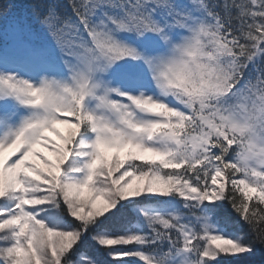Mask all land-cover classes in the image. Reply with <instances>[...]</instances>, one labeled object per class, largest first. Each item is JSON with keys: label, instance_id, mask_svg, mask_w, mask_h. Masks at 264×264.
Wrapping results in <instances>:
<instances>
[{"label": "snow or ice", "instance_id": "obj_1", "mask_svg": "<svg viewBox=\"0 0 264 264\" xmlns=\"http://www.w3.org/2000/svg\"><path fill=\"white\" fill-rule=\"evenodd\" d=\"M257 249L264 0H0V264Z\"/></svg>", "mask_w": 264, "mask_h": 264}, {"label": "trees", "instance_id": "obj_2", "mask_svg": "<svg viewBox=\"0 0 264 264\" xmlns=\"http://www.w3.org/2000/svg\"><path fill=\"white\" fill-rule=\"evenodd\" d=\"M222 264H264V250L257 249L253 256L241 257L239 261L224 260Z\"/></svg>", "mask_w": 264, "mask_h": 264}]
</instances>
